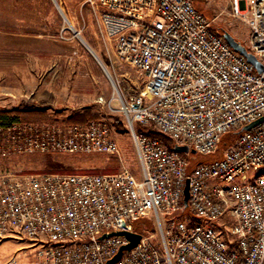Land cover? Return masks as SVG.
I'll return each instance as SVG.
<instances>
[{
	"label": "built area",
	"instance_id": "1",
	"mask_svg": "<svg viewBox=\"0 0 264 264\" xmlns=\"http://www.w3.org/2000/svg\"><path fill=\"white\" fill-rule=\"evenodd\" d=\"M84 2L108 56L143 75V94L124 96L113 85L137 174L125 167L0 171V238H26L40 264H105L128 242L110 234L116 231L141 237L112 264H264V122L240 130L264 115V69L257 72L233 50L193 0ZM229 3L247 27L243 45L264 68V0ZM235 130L220 156L191 169L189 152L173 148L215 153L221 137ZM27 152L120 155L100 120L0 123V157ZM142 218L152 221L156 238L135 227ZM5 264L19 261L13 255Z\"/></svg>",
	"mask_w": 264,
	"mask_h": 264
},
{
	"label": "rangeland",
	"instance_id": "2",
	"mask_svg": "<svg viewBox=\"0 0 264 264\" xmlns=\"http://www.w3.org/2000/svg\"><path fill=\"white\" fill-rule=\"evenodd\" d=\"M81 1L0 0V113L12 109L25 111L6 121L62 127L71 124V115L88 112L92 119L110 127L120 155L16 153L0 157V171L112 173L125 167L137 174L136 153L116 110L118 97L113 85L124 96L143 94V75L136 67L108 56L94 14ZM193 1L215 31H227L241 44L246 41L247 27L231 14L229 0ZM4 119L0 117V121ZM217 157V151L189 152L188 169ZM184 213L190 214L188 209ZM134 224L156 238L150 219L142 218ZM31 251L26 238H0V264L13 255L21 260L19 264H40Z\"/></svg>",
	"mask_w": 264,
	"mask_h": 264
},
{
	"label": "water",
	"instance_id": "3",
	"mask_svg": "<svg viewBox=\"0 0 264 264\" xmlns=\"http://www.w3.org/2000/svg\"><path fill=\"white\" fill-rule=\"evenodd\" d=\"M223 38L226 40V42L229 44V46L239 52L240 54L244 55L246 60L251 63L254 68L257 70V72H261L262 69V65L258 62V60L254 57V55L250 52H248L245 48V46L243 44H241L237 39H235V37L230 34L227 31H222L221 32ZM264 122V115L259 116L258 118H256L255 120L245 124L240 130H249L250 128L254 127L255 125ZM175 150L178 151H182V152H191V153H195L194 149H189L186 145H174L173 147ZM188 187H187V182L184 186L183 189V202L184 204H186L187 202V197H188ZM110 234H114V235H123L127 238L128 242L125 243L124 245H122L118 251L111 257L109 258L105 264H112L114 262H116L121 254L123 250H129L132 247H134L140 240L141 235L139 233H135V232H127V231H116V232H111ZM103 236H108V235H103Z\"/></svg>",
	"mask_w": 264,
	"mask_h": 264
},
{
	"label": "trees",
	"instance_id": "4",
	"mask_svg": "<svg viewBox=\"0 0 264 264\" xmlns=\"http://www.w3.org/2000/svg\"><path fill=\"white\" fill-rule=\"evenodd\" d=\"M194 2V1H193ZM195 6V5H194ZM22 112H25V111H20V110H16V109H12V110H6V111H2L0 113V117H3L5 118L3 121H0V123H3L7 120V118H17ZM92 118H94L92 116V114L88 113V112H84V113H80L77 115L76 114H73L69 117V122H71L72 124H80V123H84V122H87L88 120H91ZM138 129L139 130H143V127L141 126H138ZM239 131L238 130H235V131H230L226 134H224L221 139H220V142H219V145H218V150H217V153H218V156H220V153H221V149H224L225 146L234 138V136L238 133ZM148 133L150 135H153V136H158L160 137L162 140L165 141V143L168 145V146H172V142L169 138H167L166 136H163L155 131H148ZM147 220V219H146Z\"/></svg>",
	"mask_w": 264,
	"mask_h": 264
},
{
	"label": "crops",
	"instance_id": "5",
	"mask_svg": "<svg viewBox=\"0 0 264 264\" xmlns=\"http://www.w3.org/2000/svg\"><path fill=\"white\" fill-rule=\"evenodd\" d=\"M81 2H82V1H81ZM82 3L86 4V6L89 8V5H88L87 3H85L84 0H83ZM82 3H81V4H82ZM75 64L77 65V63H75ZM75 64H73V65H75ZM31 250H32V249H31ZM31 253H32L31 256L34 257V255H33V250L31 251ZM9 257H10V256H9ZM9 257H8V258H9ZM8 258H7V259H8ZM18 261L21 262L20 259H18Z\"/></svg>",
	"mask_w": 264,
	"mask_h": 264
},
{
	"label": "bare ground",
	"instance_id": "6",
	"mask_svg": "<svg viewBox=\"0 0 264 264\" xmlns=\"http://www.w3.org/2000/svg\"><path fill=\"white\" fill-rule=\"evenodd\" d=\"M60 9H61V7H60ZM62 10V9H61ZM62 13V12H61ZM99 60V59H98ZM101 62V61H100ZM101 64H102V62H101ZM102 68L104 69V71L107 73V70H106V67L102 64Z\"/></svg>",
	"mask_w": 264,
	"mask_h": 264
}]
</instances>
